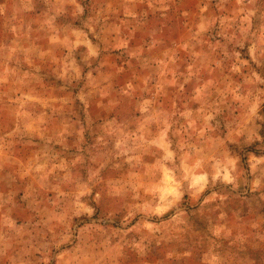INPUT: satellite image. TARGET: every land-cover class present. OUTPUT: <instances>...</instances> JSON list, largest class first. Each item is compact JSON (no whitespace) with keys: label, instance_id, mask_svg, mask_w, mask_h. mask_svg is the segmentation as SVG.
Wrapping results in <instances>:
<instances>
[{"label":"rangeland","instance_id":"1","mask_svg":"<svg viewBox=\"0 0 264 264\" xmlns=\"http://www.w3.org/2000/svg\"><path fill=\"white\" fill-rule=\"evenodd\" d=\"M0 264H264V0H0Z\"/></svg>","mask_w":264,"mask_h":264}]
</instances>
